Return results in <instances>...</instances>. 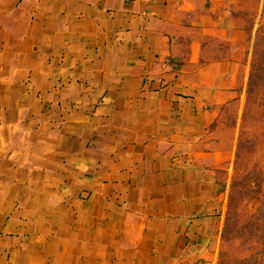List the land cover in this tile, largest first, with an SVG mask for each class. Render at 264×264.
<instances>
[{"label":"crops","instance_id":"1","mask_svg":"<svg viewBox=\"0 0 264 264\" xmlns=\"http://www.w3.org/2000/svg\"><path fill=\"white\" fill-rule=\"evenodd\" d=\"M246 0H0V264H217Z\"/></svg>","mask_w":264,"mask_h":264},{"label":"trees","instance_id":"2","mask_svg":"<svg viewBox=\"0 0 264 264\" xmlns=\"http://www.w3.org/2000/svg\"><path fill=\"white\" fill-rule=\"evenodd\" d=\"M264 20V7L261 14ZM264 31L260 25L253 46L252 62L245 87L246 116L264 108V51L259 50L258 41ZM239 136L234 159L235 175L228 192L223 227L222 249L217 264H264V175L256 167L243 166L241 156L245 141Z\"/></svg>","mask_w":264,"mask_h":264},{"label":"rangeland","instance_id":"3","mask_svg":"<svg viewBox=\"0 0 264 264\" xmlns=\"http://www.w3.org/2000/svg\"><path fill=\"white\" fill-rule=\"evenodd\" d=\"M263 7L264 0H246L244 11L240 13L242 27L246 32V38L243 40V47L248 56L249 67L252 62L253 46L256 41L257 30L264 22L261 18ZM258 45L259 50L264 51V31L261 35V40L259 39L258 41ZM244 107L245 90L242 94L241 101L228 104L223 108L222 117L220 119L221 131L225 140L227 142L230 141L233 132L235 133L236 139L231 169L227 176V187H229L230 181L235 175L233 163L237 142L241 134H243L241 139L245 141V150L241 156V163L248 169L256 167L261 170L264 175V108L258 110L256 114H247L244 124L242 122ZM221 249L222 244L220 245V250Z\"/></svg>","mask_w":264,"mask_h":264}]
</instances>
